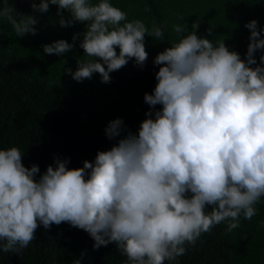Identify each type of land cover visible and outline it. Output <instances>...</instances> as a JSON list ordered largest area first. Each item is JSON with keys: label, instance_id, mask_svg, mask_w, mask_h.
Wrapping results in <instances>:
<instances>
[{"label": "clouds", "instance_id": "9594fccd", "mask_svg": "<svg viewBox=\"0 0 264 264\" xmlns=\"http://www.w3.org/2000/svg\"><path fill=\"white\" fill-rule=\"evenodd\" d=\"M4 4L0 21L17 37L37 34L35 16ZM50 5L57 6L61 27L85 24L79 47L88 59L78 60L75 71L64 69L77 82L98 73L109 83L110 73L133 59L143 66L145 36L163 39L164 26L153 21L150 30L139 19L129 21L110 0H30L33 12L46 13ZM180 19L173 25L180 39L154 58L157 84L144 95L150 108H162L154 118L146 113L138 135L128 133L82 168L55 159L39 180V167H25L18 147L0 150V251L21 254L41 225L68 223L87 232L94 249L115 243L128 264H165L216 225L226 223L227 234L241 217L257 215L264 197V55L257 65L254 53L264 50V29L256 20L245 24L250 42L242 60L223 40L214 45L198 37V22L189 31ZM80 35L73 43L43 45V51L61 56ZM122 125L110 121L106 136H120Z\"/></svg>", "mask_w": 264, "mask_h": 264}, {"label": "trees", "instance_id": "16d2710c", "mask_svg": "<svg viewBox=\"0 0 264 264\" xmlns=\"http://www.w3.org/2000/svg\"><path fill=\"white\" fill-rule=\"evenodd\" d=\"M97 3L98 0H91ZM39 3V0H36ZM127 14L129 21L139 19L151 30L153 21L164 26L163 39L145 36L148 58L143 66L134 59L118 71L110 73V82L102 83L98 73L77 82L65 68L73 71L78 60H86L79 47L85 24L61 27L57 6L50 5L46 13L33 12L30 0H8L17 14L38 19L36 35L17 37L10 24L0 21V150L18 147L22 163L39 167L35 179L55 167V159L68 160V168H82L84 161L93 162L97 152L110 150L128 133L138 135L146 113L161 110L150 108L145 93L152 94L157 84L154 65L156 55L170 47L180 37L173 25L186 21L189 31L199 23L196 35L215 45L223 40L230 51L246 60L250 30L245 24L256 20L264 29V0H110ZM0 0V8L4 7ZM68 20L70 14L63 11ZM19 19V16L17 17ZM212 29L209 35L208 29ZM81 35L67 53L48 55L43 45ZM264 38V32L261 33ZM117 54L119 49H116ZM264 50L254 53L257 65ZM256 65H252L255 67ZM264 67V65H260ZM106 67V66H105ZM123 121L120 136L109 139L105 129L110 121ZM87 178V177H85ZM257 215L251 220L240 218V226L225 233L226 223L213 227L198 238L195 245H185L186 252L165 264H264V197L255 206ZM211 210L210 208L208 209ZM36 239L21 254L0 251V264H128L115 243L94 249V240L84 230L68 223L36 230ZM55 257V259H53Z\"/></svg>", "mask_w": 264, "mask_h": 264}]
</instances>
